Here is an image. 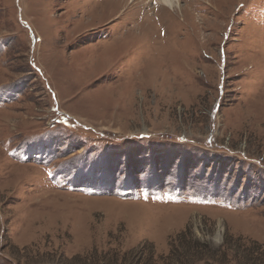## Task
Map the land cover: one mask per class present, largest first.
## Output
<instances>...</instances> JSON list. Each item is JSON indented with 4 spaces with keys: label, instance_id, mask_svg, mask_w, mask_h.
<instances>
[{
    "label": "rangeland",
    "instance_id": "obj_1",
    "mask_svg": "<svg viewBox=\"0 0 264 264\" xmlns=\"http://www.w3.org/2000/svg\"><path fill=\"white\" fill-rule=\"evenodd\" d=\"M159 2L0 0V264H264V0Z\"/></svg>",
    "mask_w": 264,
    "mask_h": 264
},
{
    "label": "bare ground",
    "instance_id": "obj_2",
    "mask_svg": "<svg viewBox=\"0 0 264 264\" xmlns=\"http://www.w3.org/2000/svg\"><path fill=\"white\" fill-rule=\"evenodd\" d=\"M158 2L160 4H163L165 6H168L169 8H172V9H173V7L175 8L176 6L180 7L179 9L182 8L181 5L179 4L180 3V0H158Z\"/></svg>",
    "mask_w": 264,
    "mask_h": 264
}]
</instances>
